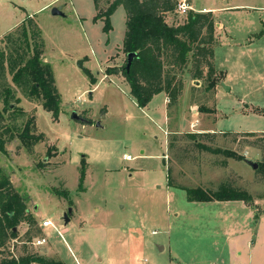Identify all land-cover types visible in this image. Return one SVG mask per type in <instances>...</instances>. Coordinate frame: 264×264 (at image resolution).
I'll return each instance as SVG.
<instances>
[{
	"label": "rangeland",
	"instance_id": "obj_1",
	"mask_svg": "<svg viewBox=\"0 0 264 264\" xmlns=\"http://www.w3.org/2000/svg\"><path fill=\"white\" fill-rule=\"evenodd\" d=\"M112 1L0 0V51L7 47L4 37L31 20L60 96L53 115L40 101L26 98L7 71L0 79V111L5 87L19 100H10L12 108L3 113L7 154L0 153V168L35 219V224L17 225V237L6 242L0 259L37 254L64 264H227L221 209L188 202L181 188L216 191L229 184L250 194L256 215L264 214V169L259 170L264 164V134H259L264 132V38L255 43L253 55L247 56L242 45L216 49L217 64L225 59L228 68L224 86L229 91L220 87L214 96L204 81L191 83L188 65L179 75L186 85L176 104L167 101L166 110L161 92L142 111L120 71L126 60L122 7L110 16V30H103ZM195 1L198 8L222 7L224 1L254 7L216 15L236 43H244L245 34L258 32L264 22V0ZM53 9L59 14L53 15ZM186 15L175 8L165 17L176 25ZM112 68L115 73L108 74ZM15 107L22 113H12ZM29 121L41 141L26 148L18 135ZM204 122L214 130L238 132H215L213 139L202 140L187 136L202 134ZM198 123L197 132L192 126ZM199 142L219 153L200 150ZM227 151L242 159L227 158ZM43 221L51 226L42 228ZM40 238L46 243L34 247Z\"/></svg>",
	"mask_w": 264,
	"mask_h": 264
},
{
	"label": "trees",
	"instance_id": "obj_2",
	"mask_svg": "<svg viewBox=\"0 0 264 264\" xmlns=\"http://www.w3.org/2000/svg\"><path fill=\"white\" fill-rule=\"evenodd\" d=\"M95 1V0H93ZM176 0H113L104 12L105 24L103 30L109 31L110 16L118 7L125 11V33L122 42V52L127 56L135 53L126 71L121 67V75L129 86V95L139 109L145 108L152 97L161 92L165 93L168 106L176 104L185 86L184 76L188 65V72L192 81H204L206 90H214L222 81L223 74L215 69L213 62V47L215 46V24L210 12L199 13L188 11L185 21L176 25H169L165 15L175 10ZM7 47L0 51V79L7 71L12 82L22 89L26 98L38 100L42 108L58 114L60 96L55 86L51 66L42 61L43 44L40 32L31 20L22 23L15 31L4 37ZM116 69L107 70L114 74ZM91 77V75L87 72ZM90 83L95 79L91 77ZM4 107L0 111V153L7 154L5 149L6 128L3 126V113L10 111V100L19 102L14 97L10 87L3 90ZM21 114L22 110L15 107L11 111ZM32 122L26 123L18 138L23 146L30 148L41 141L40 136L33 134ZM87 123V121H85ZM253 136L258 133L243 132ZM264 134V133H260ZM191 139H213L209 133H188ZM196 147L202 151L219 153L211 150L203 143ZM227 158L241 160L233 152H224ZM264 164L259 165V170ZM84 170L80 172L78 190L84 191L82 186ZM170 187V185L168 184ZM185 191L190 203H209L224 201H242L253 206V199L246 191L233 188L229 184H222L216 191L201 188H181ZM56 195L66 197L67 192H55ZM256 218V216H255ZM35 224V219L28 213L24 198L14 189L9 177L0 168V250L5 248L6 242L17 237L16 227L20 223ZM0 264H64L60 261L49 260L37 254H23L19 257L8 255L0 259Z\"/></svg>",
	"mask_w": 264,
	"mask_h": 264
},
{
	"label": "crops",
	"instance_id": "obj_3",
	"mask_svg": "<svg viewBox=\"0 0 264 264\" xmlns=\"http://www.w3.org/2000/svg\"><path fill=\"white\" fill-rule=\"evenodd\" d=\"M187 1V5L190 7L191 11L199 12V13H207L210 12L215 24V46L213 47V62L215 69L219 72H222L223 79L222 81L215 87L214 96L218 93L220 87H224L225 80L228 75V68L223 67L225 63V59H223L220 63L217 64L216 61V49H222L224 51H231L230 47L237 48L236 45H242L243 51L245 54L253 55L256 51L255 43L260 39L264 38V22L260 21V28L258 32L255 33H246V39L244 43H236L231 34L228 33V30L225 29L224 26L218 21H216V15L218 13L225 12H235L242 13L243 11L253 10L254 7H248L247 5H229L228 1H224L222 7L214 6H202L198 8L195 0H180L179 2ZM244 22L241 23H245ZM257 31V30H256ZM219 32H223L219 34ZM226 53V52H225ZM191 80V79H190ZM191 83L198 84V81H191ZM186 85V83H185ZM229 91L230 89L227 88ZM165 95V93H164ZM134 101V100H133ZM135 103V102H134ZM164 104L167 110V98L165 95ZM147 107V106H146ZM140 109L144 111V109ZM201 124H193L192 128L197 129V127ZM204 132L214 134L217 133H236L229 131H221L214 130L210 123L204 122L201 128ZM198 128V130H201ZM198 130H196L198 132ZM195 132V131H194ZM264 133V132H261ZM260 134V133H259ZM193 204H195L193 202ZM204 204H212L217 208L221 209L218 213L221 216V220L227 222L222 228L223 234V248L227 250V264H264V214L256 215L253 206H248L242 201H224V202H209ZM258 204L254 203V206ZM223 210H226L225 213H222ZM177 216V215H176ZM256 216V218H255ZM43 253H47V250L42 248ZM224 264V263H223Z\"/></svg>",
	"mask_w": 264,
	"mask_h": 264
},
{
	"label": "built area",
	"instance_id": "obj_4",
	"mask_svg": "<svg viewBox=\"0 0 264 264\" xmlns=\"http://www.w3.org/2000/svg\"><path fill=\"white\" fill-rule=\"evenodd\" d=\"M190 7L187 5L185 1L179 2L176 7V11L181 14H186L187 11H190ZM124 160H131L130 156H123ZM51 226V223L49 221H43L41 223L42 228H46ZM46 243L45 238L36 239L34 242H32V245L34 247H43V245Z\"/></svg>",
	"mask_w": 264,
	"mask_h": 264
},
{
	"label": "water",
	"instance_id": "obj_5",
	"mask_svg": "<svg viewBox=\"0 0 264 264\" xmlns=\"http://www.w3.org/2000/svg\"><path fill=\"white\" fill-rule=\"evenodd\" d=\"M52 14L53 15H58L59 12L56 9H53L52 10ZM134 56H135V53H129V54H127V56H126V65H125L126 71L129 70L130 64H131L132 59L134 58ZM78 67L80 69H82L81 62H78ZM225 89L227 90V88H225ZM10 107L12 108V106H10ZM72 119L75 120V121L78 120V117H77V115L75 113L72 114ZM252 167L253 168H256L257 165L256 164H253ZM71 214H72V210H71V208H69L67 210L66 214H64V217H63L65 224H67L69 222V217L71 216ZM160 250H161V248H160Z\"/></svg>",
	"mask_w": 264,
	"mask_h": 264
}]
</instances>
